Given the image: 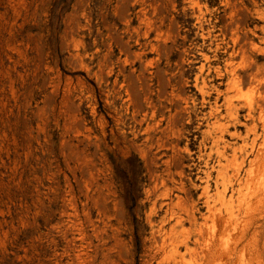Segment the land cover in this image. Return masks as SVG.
Here are the masks:
<instances>
[{
  "label": "rangeland",
  "instance_id": "obj_1",
  "mask_svg": "<svg viewBox=\"0 0 264 264\" xmlns=\"http://www.w3.org/2000/svg\"><path fill=\"white\" fill-rule=\"evenodd\" d=\"M0 264H264V0H0Z\"/></svg>",
  "mask_w": 264,
  "mask_h": 264
}]
</instances>
